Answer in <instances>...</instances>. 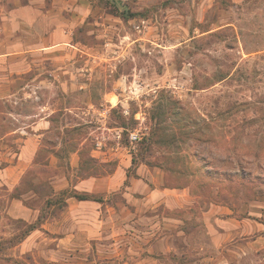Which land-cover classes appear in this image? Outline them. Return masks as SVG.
<instances>
[{"label": "rangeland", "instance_id": "rangeland-1", "mask_svg": "<svg viewBox=\"0 0 264 264\" xmlns=\"http://www.w3.org/2000/svg\"><path fill=\"white\" fill-rule=\"evenodd\" d=\"M261 233L264 0H0V264H264Z\"/></svg>", "mask_w": 264, "mask_h": 264}, {"label": "crops", "instance_id": "crops-1", "mask_svg": "<svg viewBox=\"0 0 264 264\" xmlns=\"http://www.w3.org/2000/svg\"><path fill=\"white\" fill-rule=\"evenodd\" d=\"M11 14H15V12L13 11V12H11ZM14 16L18 17L17 15H13V17ZM26 23H27V21H24V20L19 21V24L21 25L22 28H23V25H25ZM23 30H24V28H23ZM75 200H76L75 204L73 205L74 206L73 212L75 214L74 215L75 219L73 220V222H72V224L70 226V228H72L71 237H72V239H74V241H76V240H78L79 238H82V237H87L88 235H91V233H93V230L90 228V225L88 224V221L95 219V215L97 217L99 215V213H100V211H98V209H97L98 206H96L94 204V203L100 204V201L94 200V199H90V198L89 199L75 198ZM86 203H93V204H89L88 205ZM86 207H90V208L89 209H85ZM83 208H84L85 211L82 210ZM93 213H95V214H93ZM91 217H92V219H91ZM48 220H50V219H48ZM51 220L52 221H57V219H53V218ZM76 220H77V223H76ZM58 223H60V221H57V224ZM246 225L247 226L245 228L244 233H246V234L252 233L253 230H251V229H254L253 228L254 225L252 223L251 224L247 223ZM260 225H262V224H260ZM42 226L43 227H48L49 225L46 224V223H43ZM60 226H62V225H60ZM82 228H85V229H82ZM260 228H261V226H259V229ZM35 233H36L35 231H31V233H29L28 236H33ZM27 238H29V237H27ZM259 240H264V234L256 235V240L255 241H259Z\"/></svg>", "mask_w": 264, "mask_h": 264}, {"label": "trees", "instance_id": "trees-1", "mask_svg": "<svg viewBox=\"0 0 264 264\" xmlns=\"http://www.w3.org/2000/svg\"><path fill=\"white\" fill-rule=\"evenodd\" d=\"M89 198H92V196L83 195V196L80 197V199H89Z\"/></svg>", "mask_w": 264, "mask_h": 264}, {"label": "water", "instance_id": "water-1", "mask_svg": "<svg viewBox=\"0 0 264 264\" xmlns=\"http://www.w3.org/2000/svg\"><path fill=\"white\" fill-rule=\"evenodd\" d=\"M112 1L116 2L121 7V0H112Z\"/></svg>", "mask_w": 264, "mask_h": 264}]
</instances>
